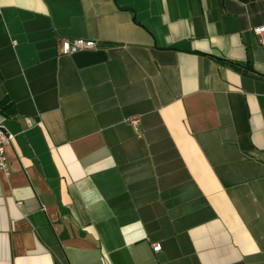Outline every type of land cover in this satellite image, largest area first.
I'll use <instances>...</instances> for the list:
<instances>
[{
    "label": "crops",
    "instance_id": "0c3cea01",
    "mask_svg": "<svg viewBox=\"0 0 264 264\" xmlns=\"http://www.w3.org/2000/svg\"><path fill=\"white\" fill-rule=\"evenodd\" d=\"M263 25L264 0H0V264H264Z\"/></svg>",
    "mask_w": 264,
    "mask_h": 264
},
{
    "label": "built area",
    "instance_id": "2783aa9c",
    "mask_svg": "<svg viewBox=\"0 0 264 264\" xmlns=\"http://www.w3.org/2000/svg\"><path fill=\"white\" fill-rule=\"evenodd\" d=\"M255 30L259 33L263 32L264 25L256 27ZM60 43L63 54H74L82 50L95 49L99 46L97 41L86 38H62ZM132 122L133 124H136L138 122V118H133ZM12 140L13 135L6 131L3 127H0V170L7 174L9 173V165L6 150L7 147L12 144ZM154 250L160 251L161 244L155 243Z\"/></svg>",
    "mask_w": 264,
    "mask_h": 264
}]
</instances>
